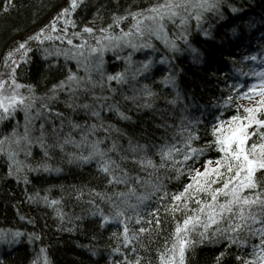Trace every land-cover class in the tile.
Segmentation results:
<instances>
[{"label":"trees","instance_id":"16d2710c","mask_svg":"<svg viewBox=\"0 0 264 264\" xmlns=\"http://www.w3.org/2000/svg\"><path fill=\"white\" fill-rule=\"evenodd\" d=\"M156 3L157 0H85L75 11L70 10L67 17L61 16L57 20L58 13L69 6L70 0H14L15 7L7 15L0 10V73L8 72L4 60L15 44L46 28V34L52 35L53 39L45 40L43 44L29 42L34 50L30 54L31 63L21 64L16 69L15 78L21 85L32 86L36 96L50 95L49 90L66 79L69 69L80 77L86 73L82 58L77 57L82 60L81 64L64 55H49L45 60L44 49L51 53L72 48L64 38L66 35L73 40V45L87 41L85 57H88V49L96 47L98 40L108 44L103 39L104 35L119 36L122 31L128 32L133 28L137 20L129 13L146 10ZM233 7L240 11L233 12ZM181 14H185L183 10ZM114 15L128 16V19L104 34L96 31L113 25ZM186 15L190 18L184 26L180 25L179 17L176 24L170 21L165 24L166 38L177 43L179 52L170 51L164 39L146 33L143 38L133 37V42L150 43L153 47L133 51L121 43L119 47L108 46L102 57L99 53L89 57L88 69L92 79L102 83L103 88L87 85L89 91L79 90L74 107L75 104H90L100 112L99 117L91 115V108L76 107L73 110L66 107L65 102L70 95L67 92L59 93L58 101H44L52 110V114L47 116L50 123L44 124L47 145L61 144L69 134L75 143L64 144L63 149L48 147V157H45V148H41L35 140L40 135L41 123L45 122L42 115L34 121L36 130L31 134V155L25 157L21 152L18 159L34 168L43 163L60 171L27 172L30 182L26 184L22 176L9 175L6 156L0 154V233L19 231L24 234L15 243L0 240V264H32L41 249L46 250L49 264H122L125 255L129 259L142 257V264H163L161 255L171 247L177 224L182 225L185 214H192L187 210L174 214L166 211L173 207L171 196L179 194L187 184L194 183L193 169L203 172L209 160L213 161L211 167H216L215 162L223 156L215 148L208 147L214 140V126L221 120L230 121L234 115L243 116L244 108L260 107V102L264 100L262 97L258 105L254 104L258 100L256 98L261 97L260 86L264 81V76H261L264 73V0H222L219 13L204 12L199 22L192 9H188ZM65 20L75 21L76 26L71 23L65 25ZM49 25H54L56 31L51 32L46 27ZM85 26L93 28L94 32L83 33V39L72 36L73 32H82ZM64 27L67 28L66 34L59 31ZM179 33L186 36L187 44L176 39ZM57 36L61 39H56ZM191 49H196V52ZM148 60L152 61L150 70L138 74L137 69ZM117 73H125L127 83L107 80V76ZM2 78L7 79V75ZM253 85H256L255 89H252ZM145 86L155 94L153 97L143 93ZM20 91L28 94L24 88ZM94 97L108 99L97 100ZM229 97L232 99L229 100ZM40 103L37 102V108ZM145 103H150L151 107H143ZM101 104L103 108L98 107ZM110 105L113 106L111 109ZM117 109L130 119H122ZM55 112L63 114L62 129L61 120L54 115ZM69 120L82 127L73 128ZM25 123L22 110L11 119L0 121V139L10 136L14 129L23 133ZM53 125L56 133H53ZM92 125H96L95 130L91 129ZM189 133L198 139L187 140ZM86 134L87 144L77 147L76 144ZM97 140L102 141L100 148L104 150L110 149L115 142L117 151L108 155L133 178L140 177L144 184L149 185L147 189L138 187L137 194L150 191L152 183L163 184L162 192L147 201L142 209L141 223H135V217L125 221L140 237L138 241H133L135 252L129 250L130 246L122 245L123 223L104 221V217H110L113 212L106 197L113 196L115 199L114 193L126 191L132 185L109 184V176L100 170L98 158L88 161L79 158L88 156V145ZM130 141L133 145H147V156L157 166L161 163L157 154L160 147L175 145L181 151L174 152L173 159L168 160L164 168L143 170L136 161L144 153L131 152ZM188 148L203 149V152L185 162L183 154ZM121 156L128 159L121 161ZM174 163L178 171L174 170ZM211 187L222 185L212 184ZM165 192L168 197L159 200L158 197ZM190 192L196 199L209 200L206 194H197L194 190ZM97 193L100 195L97 196ZM44 197L48 198V203ZM52 200L58 203L52 205ZM130 202L134 204L136 200L133 198ZM220 202H223V197H220ZM116 203L119 204V201ZM176 203L183 207V202ZM195 207L194 201L189 203L190 209ZM156 208L160 209L159 225L148 215ZM126 215L132 216L133 213L129 211ZM145 220H152L153 223L148 225ZM140 227L149 230L139 233ZM216 227L213 225L210 232ZM30 236L40 239H30ZM8 238L11 239V236ZM253 243L258 244L259 239L249 238L246 245L239 246L214 237L211 243H197L188 248L185 264H215V258L221 252L226 253L222 264H240L238 256L255 258L251 255Z\"/></svg>","mask_w":264,"mask_h":264},{"label":"snow or ice","instance_id":"6c2138e0","mask_svg":"<svg viewBox=\"0 0 264 264\" xmlns=\"http://www.w3.org/2000/svg\"><path fill=\"white\" fill-rule=\"evenodd\" d=\"M85 0H70L68 7H65L58 13L56 19L59 20L61 16L67 17L70 10L75 11L78 7L82 6ZM222 0H157V3L152 7L147 8L135 13H129L133 19L137 20V23L128 32H121L119 36L104 35L103 39L108 41V44H104L101 40L97 41L96 47L88 49V57H85V49L87 47V41H84L80 45H73V40L64 38L67 40L68 45L73 47L67 51L58 50L56 52L49 53L47 49H44L45 60L49 55H64L69 59H76L78 64L82 63L80 57L83 59V66L86 75L84 77L78 76L73 73L71 69L68 70V75L65 80L60 81L58 84H54L49 90L50 95L39 97L35 95L34 88L32 86L21 85L15 78L16 69L21 64L27 65L31 63L30 54L33 53L30 41H38L43 44L45 40H52L53 37L50 34H46L45 29H40L35 34L27 37L23 42L15 44L6 54L4 60V66L8 69V72L0 73V121L11 119L15 113L22 110L25 113V126L23 133L17 132L15 129L10 136H4L0 139V154H4L8 161L9 175L15 174L17 178L22 176L24 182L27 184L30 181L27 177V172H39V171H60V169H53L45 164L41 163L37 167L24 164L23 161L19 160L18 157L21 152L24 153L25 157L31 155V146L33 143L32 132L35 131L34 121L40 119L43 115L45 116V122L41 123L39 132L40 135L35 138L36 142L39 143L41 148H45V157H48V147H60L63 149L64 144L75 143L70 138V134L63 140L61 144L47 145L45 136V123H50L47 120V116L52 114V110L48 103L44 101H58L59 93H69V100L66 103V107L75 110L76 107L84 109H93L91 115L99 117L100 112L95 110L90 104H75L74 101L78 99L76 93L79 90L89 91L87 85H91L92 88L97 86L103 88V84L94 81L92 75L88 69V59L93 54H101L107 49L108 46L119 47L121 43L127 47L133 49V51L139 50L143 47H153L150 43L137 44L133 42V37L143 38L146 33L147 35H154L157 39H164L166 47L172 52H179L180 49L174 40H168L166 38V22L176 24L177 17L181 26L186 25L187 20L190 18L186 15L188 9H192L195 12V19L199 22L203 18L204 12H217L219 13ZM14 0H0V10L3 14L7 15L10 9L14 8ZM181 10L185 14H181ZM233 12H238L240 9L235 7L232 8ZM128 19V16H113L114 24L109 25L107 29L100 28L96 31L104 34L112 30L115 26H118L123 20ZM71 23L73 27L76 26L75 21L65 20V25ZM51 32H55L54 25L46 26ZM61 33L66 34L67 28H61ZM93 28L84 27L82 32H73L72 36H81L83 39V33L92 34ZM56 39H61V36H57ZM178 40H183L185 44L188 43L186 36L183 33H179L176 37ZM196 52V49H191ZM255 57H253L254 59ZM131 60V56H129ZM10 62V63H9ZM102 63V59H101ZM152 61L148 60L143 62L137 69L138 74L146 73L150 70ZM98 70V66H97ZM7 75V79L2 77ZM264 76V73H261ZM135 78V77H133ZM108 81L116 80L120 83H127L125 79V73H117L115 75L107 76ZM169 82L171 78H169ZM6 85L9 87L6 88ZM26 89L27 95L20 91V89ZM256 85L252 86L255 89ZM259 95L264 97V81L260 86ZM251 91V90H250ZM143 93L147 97H153L155 94L151 92L146 86L143 89ZM247 95V94H245ZM94 99L107 100L108 97H94ZM126 99H129L126 97ZM132 99H135L134 97ZM232 98L229 97V100ZM40 101V107L37 108V102ZM143 107H151L150 103H145ZM98 107L103 108L101 104ZM113 106H109L111 109ZM33 110L35 114L33 115ZM118 114L122 119H130L123 112ZM244 115H234L230 121L225 122L219 121L217 126H214L212 135L214 140L209 148H215L218 152L223 153L220 160L216 161V167H211L213 161H207V167L203 172L198 169L195 171V176L192 177L194 183L187 184L183 191L179 194H173L171 201L173 207L166 209L171 213L177 211L184 212L187 210L192 214H185L182 225L177 224L175 228V239L171 243V247L167 249V252L161 255L163 264H185V253L188 248L194 247L197 243H211L215 237L217 240L223 238L226 239L230 244L244 246L247 244L248 239L257 237L259 243H253L254 259H247L242 256H238L237 259L240 264H264V100L260 102V107H248L243 109ZM259 114V115H258ZM54 115L60 118L61 129L63 128V114L55 112ZM69 124L73 128H81L79 124H72L69 120ZM227 124V126H225ZM103 127V125H101ZM96 125H92L91 129L95 130ZM57 129L53 125V133H56ZM198 139L193 137L190 133L187 140ZM102 141H93L88 145L90 152L88 156H80L79 158L88 161L90 159L98 158V162L101 165V171L109 176L108 183L113 185L123 184L127 187L126 191L114 193L113 196H107L106 199L111 202L113 212L110 217H104L105 223L112 221L123 223V240L122 245L130 246L131 251L135 252L136 247L133 241L140 239L136 231L129 228L125 221H131L135 217V223H141L142 217L140 213L146 206V202L150 201L158 193L162 192L163 184L160 182L150 184V191L137 194L138 187H145L149 185L144 184L142 178H133L128 171H126L121 164L116 160L112 159L108 153L117 151V145L113 142L112 147L108 150L100 148ZM81 144H87V134L82 137L80 143L76 144L80 147ZM188 147L186 142V148ZM129 150L133 153L142 152L144 156L138 159L136 163L141 169L146 170L151 167L153 169L164 168L168 160L173 159V153H180V149L176 148L175 145L162 146L158 149L157 154L161 159V163L157 166L155 162L147 156V145L136 144L133 145L129 142ZM203 149L188 148L185 152L184 161L192 159L196 155H200ZM121 161L128 159L126 156L120 157ZM175 169V163L173 165ZM178 171V170H177ZM210 174H212L210 176ZM259 174V175H258ZM178 178V177H177ZM203 181V182H202ZM212 184H221L222 187L212 188ZM194 190L197 194H206L209 197L208 201L196 199V197L190 192ZM97 196L100 194L97 193ZM168 193H163L159 196V200H164L168 197ZM220 197H223V202H220ZM136 200V203H131L132 199ZM34 199V197H29ZM46 203L48 198L44 197ZM119 201V204L116 201ZM194 201L196 206L194 209L189 208V203ZM176 202H183V207H179ZM52 205H56L58 201L52 200ZM131 211L132 216L126 215L127 212ZM160 209L156 208L152 212L148 213L151 215L155 224H160ZM144 223L151 225L152 220H145ZM217 227L210 232L212 226ZM221 225H226L221 227ZM257 225H259L257 227ZM149 229L140 227L139 233H145ZM71 231V229H69ZM242 233L246 234L242 237ZM24 235L17 231L14 233H0V240H4L7 243H15L18 238ZM11 236V239L8 237ZM197 237L194 239L193 237ZM30 239H40L38 236H30ZM119 251V249H114ZM46 250L41 249L37 257L32 261V264H49L46 256ZM226 253L221 252L219 256L215 258V264H222V260ZM143 258L140 256H133L131 259L125 255L122 264H142Z\"/></svg>","mask_w":264,"mask_h":264},{"label":"rangeland","instance_id":"374dc122","mask_svg":"<svg viewBox=\"0 0 264 264\" xmlns=\"http://www.w3.org/2000/svg\"><path fill=\"white\" fill-rule=\"evenodd\" d=\"M45 29H46V28H45ZM45 32H46V31H45ZM7 87H9V86L7 85L6 88H7ZM261 98H262V97H259V98L257 97L256 99H258V100H257V101L254 100V101H256V103H254V104H255V105H258V104H259V100H260Z\"/></svg>","mask_w":264,"mask_h":264}]
</instances>
